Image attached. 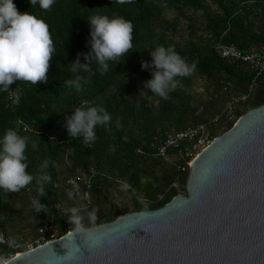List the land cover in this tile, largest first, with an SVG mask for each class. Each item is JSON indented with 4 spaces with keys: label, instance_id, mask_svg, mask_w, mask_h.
Wrapping results in <instances>:
<instances>
[{
    "label": "trees",
    "instance_id": "obj_1",
    "mask_svg": "<svg viewBox=\"0 0 264 264\" xmlns=\"http://www.w3.org/2000/svg\"><path fill=\"white\" fill-rule=\"evenodd\" d=\"M13 2L20 12L28 11L49 25L55 52L47 84L16 81L10 85V91L22 90L18 106L8 99V93L0 91V139L9 128L28 136L27 171L37 173L38 165L48 160L52 182L45 186L47 195L40 197L47 206L45 212L38 214L31 207L37 196L35 180L19 193L0 189V232L5 235L32 241L45 223L64 235L73 227L65 214L71 207L81 209L84 227H92L130 212L163 206L179 192L185 193L187 177V172L156 155L165 135L208 124L219 116L211 129L215 138L246 111L264 103V73L258 76L248 64L228 62L216 50L218 43L233 45L242 53L264 50V0H134L124 5L114 0H55L50 11L41 10L38 4L32 7L30 0ZM92 15L131 21L133 49L119 64L110 62L103 75L94 63L91 82L78 93L66 88L64 80L74 77L69 69L78 53L91 50L88 18ZM158 46H172L187 62L197 64L191 76L177 78L168 100L143 89L154 69H142L141 62L150 64L149 53ZM80 62L85 63L83 56ZM142 89L147 96H140ZM242 95L247 96L246 101L237 105L235 118L226 122L220 116L222 109L231 96ZM83 101L104 107L112 117L111 131L98 127L97 142L91 147L84 146L82 138H70L65 127L66 117ZM118 118L120 129L115 126ZM78 175L91 177L88 203L69 198L66 181ZM120 182H126L129 189ZM112 190L124 191L130 204L120 208L113 204ZM93 210L94 222L88 216ZM2 255L13 252L2 246L0 258Z\"/></svg>",
    "mask_w": 264,
    "mask_h": 264
},
{
    "label": "water",
    "instance_id": "obj_2",
    "mask_svg": "<svg viewBox=\"0 0 264 264\" xmlns=\"http://www.w3.org/2000/svg\"><path fill=\"white\" fill-rule=\"evenodd\" d=\"M184 188L157 209L68 232L3 264H264V103L190 153Z\"/></svg>",
    "mask_w": 264,
    "mask_h": 264
},
{
    "label": "clouds",
    "instance_id": "obj_3",
    "mask_svg": "<svg viewBox=\"0 0 264 264\" xmlns=\"http://www.w3.org/2000/svg\"><path fill=\"white\" fill-rule=\"evenodd\" d=\"M134 0H114L115 4H131ZM31 6L37 4L43 11H50L55 0H30ZM91 27L88 43L91 50L88 53H78L76 60L70 65L73 78L65 79L64 86L82 92L84 85L91 82L92 65H98L101 75L109 71L110 62L119 64L133 49V24L123 17L109 18L107 15H92L88 18ZM55 52L54 41L51 37L49 25L28 11L20 12L13 0H0V91L9 93L13 105L18 106L22 90L16 87L10 91L14 82L37 85L47 84L48 73ZM151 63L141 62L142 69L153 68L152 78L144 82L143 89H150L151 93L164 99H170V93L177 87V78L191 76L197 68L195 61L187 62L172 46H158L149 53ZM80 56L85 63L80 62ZM83 71L86 75H80ZM140 91V96H147V92ZM112 117L104 107L89 106L88 101L72 111L66 117L65 127L70 138H82L81 142L86 147H91L97 142V128L111 131ZM117 129L122 128L121 120L115 122ZM28 136L20 135L14 128L6 130L0 139V189L5 193H19L22 189L32 184L37 185V196L31 200V207L35 213L45 212L46 205L40 202V197L47 195L45 186L52 182V176L47 171L49 161L44 160L38 165L39 171L30 174L27 157L25 155L29 143ZM32 148L37 144L32 142ZM110 150H114L111 148ZM53 166H55L53 164ZM125 186L127 185L126 182ZM79 193L78 187L68 193L69 198ZM84 193L81 198H87ZM68 223L73 226L70 234L84 233L81 209L71 207L65 210ZM89 219L95 221V210L88 213ZM109 233H105L107 237ZM101 237H96L94 243H99ZM65 258H69L66 256Z\"/></svg>",
    "mask_w": 264,
    "mask_h": 264
},
{
    "label": "built area",
    "instance_id": "obj_4",
    "mask_svg": "<svg viewBox=\"0 0 264 264\" xmlns=\"http://www.w3.org/2000/svg\"><path fill=\"white\" fill-rule=\"evenodd\" d=\"M216 50L220 57L228 62L238 61L248 64L254 69L258 76L264 73V50L242 53L233 45H225L222 43L216 45ZM251 87L252 86H250V88ZM7 96L8 99L11 100L9 98V93ZM246 99V95L231 96L226 106L222 109L220 116H223L226 122L231 121L235 118L237 105L245 102ZM218 121L219 116H216L208 124H198L178 132L167 133L163 143L156 148V155L179 168L181 172H188L190 153H199L214 139L211 137V129ZM169 150L173 151V153H170ZM120 183L126 190L129 189L123 182ZM66 184L69 187V192L74 191L77 187L79 189V193L74 195L71 199L81 203L89 202L92 191L91 177L79 175L72 176L67 179ZM173 187L180 190V185L178 183H174ZM84 193H88L86 199L81 198ZM178 194L182 193L179 192ZM60 236L62 235H59L55 228L45 223L39 230L38 236L32 241L17 239L0 232V247L4 246L15 253ZM9 257L10 256L2 255L0 264L5 263Z\"/></svg>",
    "mask_w": 264,
    "mask_h": 264
},
{
    "label": "rangeland",
    "instance_id": "obj_5",
    "mask_svg": "<svg viewBox=\"0 0 264 264\" xmlns=\"http://www.w3.org/2000/svg\"><path fill=\"white\" fill-rule=\"evenodd\" d=\"M167 17L172 18L173 16L169 13L166 14ZM183 27V25H181ZM218 127V126H217ZM216 127V128H217ZM110 196L112 198L113 204L117 205L118 207L123 206L124 204H130V201L126 198L124 191L120 190H112L110 192ZM130 206V205H129ZM119 207V208H120Z\"/></svg>",
    "mask_w": 264,
    "mask_h": 264
}]
</instances>
